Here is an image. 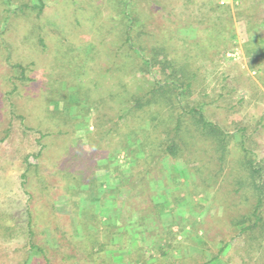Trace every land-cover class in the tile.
Segmentation results:
<instances>
[{
  "label": "rangeland",
  "instance_id": "1",
  "mask_svg": "<svg viewBox=\"0 0 264 264\" xmlns=\"http://www.w3.org/2000/svg\"><path fill=\"white\" fill-rule=\"evenodd\" d=\"M223 1L126 0L140 44L162 42L189 83L182 105L232 134L223 156L195 135L174 157L126 135L146 121L116 120V76H140L139 57L124 53L119 0H43L41 11L20 8L38 0H0V264L97 263L67 259L69 240L104 264L137 251L145 264L201 261L224 242L208 264H264L233 224L251 203L237 183L240 137L264 164V0ZM99 197L111 205L88 232L81 208L97 210Z\"/></svg>",
  "mask_w": 264,
  "mask_h": 264
},
{
  "label": "trees",
  "instance_id": "2",
  "mask_svg": "<svg viewBox=\"0 0 264 264\" xmlns=\"http://www.w3.org/2000/svg\"><path fill=\"white\" fill-rule=\"evenodd\" d=\"M118 3L121 5L118 11V16L121 15V18H118V21H120L118 29L121 30L120 32L124 35L123 41H125L124 46L126 48L124 53L133 54L134 52L139 57L140 76L137 80H134L130 76H121L118 74L115 84L118 85V88L115 87V85L114 88L112 86L109 96L111 102L118 106L116 120L120 121V123H126L129 118L134 119L135 122L146 121L145 123L143 122V127L140 124L129 130L125 128L124 131H126V135L135 134L140 137L139 135L142 134L143 137L141 136L140 140H145L142 142L143 152L146 150V147L154 145L153 143L155 141L156 144L154 147L161 149V151L156 150L154 153L160 152L174 157L181 156L180 152L183 151L184 148L186 149V144L188 143L186 137L191 138L196 135V138H202L211 142L214 141L216 150L223 156L228 148L232 134L224 130L217 123L209 120L200 105L191 104L186 107L182 105V97L188 93L189 83H185L184 80L180 78L178 69L173 66V60L167 57V52L162 42L152 46L140 44L137 37L134 35L135 22L133 18L128 15V12H126V0H119ZM44 4L43 0H38L36 4L30 5L25 3L22 4L20 8L22 9L23 7L30 6L41 11ZM141 32H143L142 29ZM258 42L260 44L258 49L263 51L264 54V36L258 37L257 43ZM248 51L251 52L250 50ZM12 65L20 69V77H24V66L20 63H14ZM113 91H118V97H114V94H112ZM156 122L161 123V126L156 124ZM120 123L118 122V129L122 126ZM139 126L141 127L137 130ZM233 135H236V133ZM127 139L123 143L126 147H130V143ZM239 141L238 147L243 154L240 165H242L244 173L243 176L237 180V183L242 186L245 200L250 198L251 203L246 212H243V214L233 220V224L239 228L237 235L244 234L245 240L249 245L247 252L250 251V253L255 256L254 259L258 257L264 259V250L262 246L253 247L256 238L261 234L264 235V164L256 162L252 155H250L241 137ZM132 150L136 151L137 149L134 147ZM151 154H153V152H151ZM92 183L94 184V182ZM89 190L88 199L90 195L91 198L96 196L97 191L94 192L91 188ZM106 201L101 203V197H99L100 206L98 205L99 208L97 210L95 209V211L91 206H82V225L88 232L93 231V233H96L99 229L97 222H94L96 217L95 214L100 215V210L102 211L109 208L111 203L108 205V201ZM89 227H93V230L90 231ZM170 233L172 234V239H174L178 232L171 231ZM168 240L165 239L167 246L170 245V241L168 242ZM69 241L67 245L72 248V252L62 251L67 259H73L75 257L76 259L83 260L86 257H91L94 261L97 260L96 264H104L96 254L97 252L94 251L92 255V250L86 249L89 248V246L80 248L75 254L74 243L72 240ZM230 245L229 242L222 243L217 252L206 260L197 261L192 258H187V260L191 261L184 263L182 262V258H179L178 261H180L181 264H208L212 261L219 260V255L224 251L226 252L230 248ZM260 250L261 252H258ZM140 253V251L135 252L132 258L126 255L125 257L128 258V261L124 264H145L146 260L142 258ZM161 254L166 255L167 251L162 250ZM187 260H185V262H187ZM240 260L242 261L243 258H240Z\"/></svg>",
  "mask_w": 264,
  "mask_h": 264
},
{
  "label": "built area",
  "instance_id": "3",
  "mask_svg": "<svg viewBox=\"0 0 264 264\" xmlns=\"http://www.w3.org/2000/svg\"><path fill=\"white\" fill-rule=\"evenodd\" d=\"M224 1L223 0H220V3H223Z\"/></svg>",
  "mask_w": 264,
  "mask_h": 264
}]
</instances>
